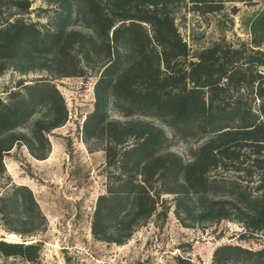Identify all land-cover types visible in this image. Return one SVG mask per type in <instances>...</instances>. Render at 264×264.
Wrapping results in <instances>:
<instances>
[{
  "label": "trees",
  "instance_id": "trees-1",
  "mask_svg": "<svg viewBox=\"0 0 264 264\" xmlns=\"http://www.w3.org/2000/svg\"><path fill=\"white\" fill-rule=\"evenodd\" d=\"M183 1L45 0L56 8L52 26L42 27L23 18L31 0H0V75L8 69L46 74L18 80L0 98V178L3 157L15 146L47 159L48 134L68 117L54 80L95 76L82 140L89 151H104L109 169L90 225L98 241L124 244L154 214H167V195L184 226L227 220L251 234L264 231V39L215 42L191 59L169 10ZM188 1L205 12L224 2H253ZM74 21L84 29L72 27ZM110 106L125 116L154 115L175 138L205 140L186 161L170 151L171 138L160 127L111 118ZM37 113L28 131H20ZM43 220L32 191L7 183L0 192L5 230L30 236L43 231ZM39 250L34 242L0 240L2 255L26 262L36 263ZM212 264H264V248L222 244Z\"/></svg>",
  "mask_w": 264,
  "mask_h": 264
},
{
  "label": "rangeland",
  "instance_id": "rangeland-1",
  "mask_svg": "<svg viewBox=\"0 0 264 264\" xmlns=\"http://www.w3.org/2000/svg\"><path fill=\"white\" fill-rule=\"evenodd\" d=\"M31 1L23 18L42 27H51L50 19L56 5L45 0ZM169 10L177 31L186 41L191 59L215 42L236 45L249 44L255 37L264 39V0H253L250 4L224 2L220 10L213 12L195 8L186 0L170 6ZM71 26L84 29L78 21ZM260 69L264 72V65ZM42 76L46 74L6 70L0 75V98L5 99L18 80L30 82ZM96 79L95 76H72L54 80L64 98L68 117L61 127L48 134L51 150L47 159H34L23 145L13 147L4 155L5 175L0 178V192L10 181L27 186L44 220L40 221L43 231L30 236L8 232L0 223V240L34 242L40 248L36 263L0 253V264H212L213 251L222 244L252 250L264 248V231L251 234L233 221L184 226L173 212L171 195L166 196L167 214H154L124 244L92 237L90 225L96 198L105 191L109 171L104 151L91 152L82 140L83 120L93 110ZM40 115H33L19 130L27 132L29 124ZM109 115L119 120L141 118L152 122L171 138L170 151L186 161L192 158V150L205 140L175 138L172 129L151 114L125 116L110 106Z\"/></svg>",
  "mask_w": 264,
  "mask_h": 264
},
{
  "label": "water",
  "instance_id": "water-1",
  "mask_svg": "<svg viewBox=\"0 0 264 264\" xmlns=\"http://www.w3.org/2000/svg\"><path fill=\"white\" fill-rule=\"evenodd\" d=\"M28 243H30V242H28Z\"/></svg>",
  "mask_w": 264,
  "mask_h": 264
}]
</instances>
